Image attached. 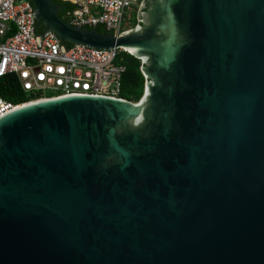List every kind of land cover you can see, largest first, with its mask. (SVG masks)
Returning a JSON list of instances; mask_svg holds the SVG:
<instances>
[{
	"label": "water",
	"instance_id": "obj_1",
	"mask_svg": "<svg viewBox=\"0 0 264 264\" xmlns=\"http://www.w3.org/2000/svg\"><path fill=\"white\" fill-rule=\"evenodd\" d=\"M30 1L40 40L125 48L147 81L0 117V264H264V0H153L120 37Z\"/></svg>",
	"mask_w": 264,
	"mask_h": 264
},
{
	"label": "built area",
	"instance_id": "obj_2",
	"mask_svg": "<svg viewBox=\"0 0 264 264\" xmlns=\"http://www.w3.org/2000/svg\"><path fill=\"white\" fill-rule=\"evenodd\" d=\"M77 5L70 24L103 25L116 37L125 33L143 0H66ZM35 8L30 0H0V80L14 77L25 96L23 102L0 95V117L20 107L74 95L121 98L126 67L117 62L125 48L98 49L86 45L66 47L49 32H37ZM126 101V100H124Z\"/></svg>",
	"mask_w": 264,
	"mask_h": 264
},
{
	"label": "trees",
	"instance_id": "obj_3",
	"mask_svg": "<svg viewBox=\"0 0 264 264\" xmlns=\"http://www.w3.org/2000/svg\"><path fill=\"white\" fill-rule=\"evenodd\" d=\"M54 3L61 7L59 11V16L64 19L66 22H71L75 12L77 11V5L73 4L70 1L65 0H52ZM132 21V20H130ZM135 24L132 26L134 27ZM131 27V28H132ZM89 29H96L101 34H110L105 26L98 25L96 27H88ZM38 33L44 32L43 26L37 27ZM66 47L70 48L73 45L70 43L65 44ZM117 62L124 65L126 67V71L122 76V93L121 98L133 102L138 103L144 93L146 87V78L142 71L143 62L141 59L135 57L133 54L129 52L123 51ZM0 95L5 98L7 101L11 102H23L25 100V96L21 92V88L19 84L15 80L14 77H7L0 80Z\"/></svg>",
	"mask_w": 264,
	"mask_h": 264
},
{
	"label": "flooded vegetation",
	"instance_id": "obj_4",
	"mask_svg": "<svg viewBox=\"0 0 264 264\" xmlns=\"http://www.w3.org/2000/svg\"><path fill=\"white\" fill-rule=\"evenodd\" d=\"M152 1L153 0H143L139 4V7L137 8V11H136L137 20H136L134 28H138V27H141L142 25L143 26L146 25L145 23H146V19L148 17L147 14H148L149 10L151 9ZM145 110L146 109H143L141 114L136 119V122L133 125L134 128H138V127L142 126V124L145 123V121H146V112H145Z\"/></svg>",
	"mask_w": 264,
	"mask_h": 264
},
{
	"label": "rangeland",
	"instance_id": "obj_5",
	"mask_svg": "<svg viewBox=\"0 0 264 264\" xmlns=\"http://www.w3.org/2000/svg\"><path fill=\"white\" fill-rule=\"evenodd\" d=\"M136 20H137L136 12H133V19H132V21H125L124 22L125 30L128 31V30L134 29V27H132V26L136 23Z\"/></svg>",
	"mask_w": 264,
	"mask_h": 264
},
{
	"label": "clouds",
	"instance_id": "obj_6",
	"mask_svg": "<svg viewBox=\"0 0 264 264\" xmlns=\"http://www.w3.org/2000/svg\"><path fill=\"white\" fill-rule=\"evenodd\" d=\"M66 1V0H65ZM66 46V45H65ZM74 46V45H73ZM130 53V52H129Z\"/></svg>",
	"mask_w": 264,
	"mask_h": 264
},
{
	"label": "crops",
	"instance_id": "obj_7",
	"mask_svg": "<svg viewBox=\"0 0 264 264\" xmlns=\"http://www.w3.org/2000/svg\"><path fill=\"white\" fill-rule=\"evenodd\" d=\"M40 26H42V25H40Z\"/></svg>",
	"mask_w": 264,
	"mask_h": 264
}]
</instances>
